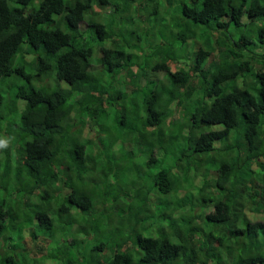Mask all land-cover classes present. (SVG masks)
<instances>
[{"label":"trees","instance_id":"1","mask_svg":"<svg viewBox=\"0 0 264 264\" xmlns=\"http://www.w3.org/2000/svg\"><path fill=\"white\" fill-rule=\"evenodd\" d=\"M106 1L0 0V264H264V0Z\"/></svg>","mask_w":264,"mask_h":264},{"label":"rangeland","instance_id":"2","mask_svg":"<svg viewBox=\"0 0 264 264\" xmlns=\"http://www.w3.org/2000/svg\"><path fill=\"white\" fill-rule=\"evenodd\" d=\"M97 3L95 2L94 5H96ZM154 7L153 3H151L148 7L149 10H152ZM113 10L114 14H113V18L114 20L118 23L117 27H121L120 22L122 21L123 23L126 21V19L129 20L128 24L131 25L134 22V19L137 17V15L140 13L142 14H146V11L142 9L141 6L138 5V3H126L124 0H113L111 1L109 4L106 5V12L108 13L109 11ZM105 13H103L104 15ZM112 16V13H109V17ZM135 26H141V24L135 23ZM149 28H152V22L149 23ZM156 32V31H155ZM103 46H107L106 43H102V42H96L94 44V47L96 49H101V47ZM123 85H132V81H126V83H124ZM179 113H172L170 115V117L172 116H178ZM218 145H221V141H217L216 142ZM216 144V145H217ZM161 153V152H160ZM166 153L165 150L162 151V154ZM142 155L137 159L138 161H145L146 158H141ZM104 164H108V155L104 157L103 159ZM124 170V169H123ZM201 177V175H199V177H196V180H198ZM44 218H41L40 220L43 221ZM107 238V236H105V239Z\"/></svg>","mask_w":264,"mask_h":264},{"label":"clouds","instance_id":"3","mask_svg":"<svg viewBox=\"0 0 264 264\" xmlns=\"http://www.w3.org/2000/svg\"><path fill=\"white\" fill-rule=\"evenodd\" d=\"M111 1H113V0H107L106 3H104V2H97V4L94 5V9L99 13V17H101L103 19V21H106L107 24H111L114 21L113 14H114L115 11L113 12V10H112V12H111V10H110L108 13L106 12V5L109 4ZM103 13H105V14L103 15ZM109 13H112V16L111 17H109ZM155 25L156 24L153 25V28H155ZM140 28H143V26L141 25ZM147 28L150 29L149 28V25L147 26ZM150 31L151 30H149V32ZM90 70L92 72H94V73H97V72L101 71V65H99L97 62H95V64L91 67ZM158 76L161 77L162 74L161 73H158ZM4 146H6V141H0V147H4ZM112 180H113V178H112ZM127 239H129V238L128 237H123V240H122L123 241V244H125V241ZM108 255H110V253ZM225 264H236V260L234 259L233 256H228V259H227V261H226Z\"/></svg>","mask_w":264,"mask_h":264}]
</instances>
